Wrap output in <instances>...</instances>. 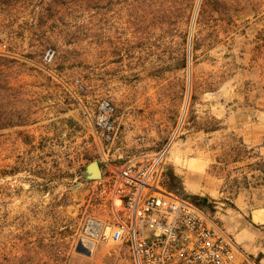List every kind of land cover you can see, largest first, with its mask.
Segmentation results:
<instances>
[{
	"label": "rangeland",
	"instance_id": "obj_1",
	"mask_svg": "<svg viewBox=\"0 0 264 264\" xmlns=\"http://www.w3.org/2000/svg\"><path fill=\"white\" fill-rule=\"evenodd\" d=\"M260 94L264 0H0V264H134L125 241L75 251L88 221L114 222L113 164L93 132L100 98L115 106L114 125L134 101L143 144L154 141L139 152L174 129L173 146L220 128L219 171L231 175L228 161L247 151L226 116ZM92 161L102 175L87 180Z\"/></svg>",
	"mask_w": 264,
	"mask_h": 264
},
{
	"label": "built area",
	"instance_id": "obj_2",
	"mask_svg": "<svg viewBox=\"0 0 264 264\" xmlns=\"http://www.w3.org/2000/svg\"><path fill=\"white\" fill-rule=\"evenodd\" d=\"M54 55L48 48L43 58L51 62ZM114 116L111 100L100 98L93 126L103 144L117 135ZM169 145L105 170L114 222L99 239L129 243L134 264H263L241 255L231 234L187 194L166 189Z\"/></svg>",
	"mask_w": 264,
	"mask_h": 264
},
{
	"label": "crops",
	"instance_id": "obj_3",
	"mask_svg": "<svg viewBox=\"0 0 264 264\" xmlns=\"http://www.w3.org/2000/svg\"><path fill=\"white\" fill-rule=\"evenodd\" d=\"M255 100L250 107H244L243 112L230 111L223 128L237 136L247 151L242 159L233 157L228 161V169L237 168V174H225L224 169L219 171L220 165L224 168L225 164L221 158L222 148L214 142L220 128L198 130L194 141L186 138L173 146L177 133L174 129L164 144L170 141L167 157L174 175L179 178L178 190L206 197L212 209V212L207 211L208 216L231 234L241 255L264 264V96L260 94ZM135 116L133 101L116 118L117 135L102 151L105 159L110 156L112 166H119L135 156L154 154L164 145L155 151L139 152V147L152 145L154 141L143 144L148 139L141 135ZM93 132L95 141L102 146L94 126ZM200 132L207 137L206 141L198 140Z\"/></svg>",
	"mask_w": 264,
	"mask_h": 264
},
{
	"label": "water",
	"instance_id": "obj_4",
	"mask_svg": "<svg viewBox=\"0 0 264 264\" xmlns=\"http://www.w3.org/2000/svg\"><path fill=\"white\" fill-rule=\"evenodd\" d=\"M101 175H102V171L97 161H92L85 167V178L87 180L99 179L101 178ZM99 237L100 234L95 239H99ZM91 248L88 246H84L82 244V240H80L76 245L75 251L84 254L86 256H89L91 254Z\"/></svg>",
	"mask_w": 264,
	"mask_h": 264
},
{
	"label": "bare ground",
	"instance_id": "obj_5",
	"mask_svg": "<svg viewBox=\"0 0 264 264\" xmlns=\"http://www.w3.org/2000/svg\"><path fill=\"white\" fill-rule=\"evenodd\" d=\"M108 227L101 225L100 223L96 221H88L87 223V228L85 230L86 234L89 235V238L82 239V244L84 246L92 247L95 244L96 237L100 235H105L107 234ZM105 233H102V232Z\"/></svg>",
	"mask_w": 264,
	"mask_h": 264
},
{
	"label": "trees",
	"instance_id": "obj_6",
	"mask_svg": "<svg viewBox=\"0 0 264 264\" xmlns=\"http://www.w3.org/2000/svg\"><path fill=\"white\" fill-rule=\"evenodd\" d=\"M48 11L51 10V7L48 6V8H46ZM50 16V15H49ZM47 19V18H46ZM49 19V18H48ZM47 21V20H46ZM46 21L44 23H46ZM41 24V23H40ZM178 178H176V176L172 173H169L168 176H167V188L170 189V190H173L176 188V184H175V181L177 180ZM188 195V194H187ZM193 201H195V203H197L199 206L203 207L206 205L207 203V200L205 197H201V196H198V195H188Z\"/></svg>",
	"mask_w": 264,
	"mask_h": 264
}]
</instances>
